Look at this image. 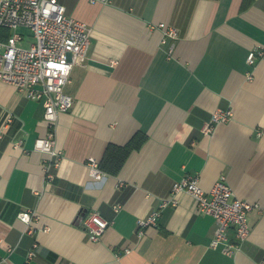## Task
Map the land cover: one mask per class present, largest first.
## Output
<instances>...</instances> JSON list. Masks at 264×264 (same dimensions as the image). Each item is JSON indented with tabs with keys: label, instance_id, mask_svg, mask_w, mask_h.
<instances>
[{
	"label": "crops",
	"instance_id": "0c3cea01",
	"mask_svg": "<svg viewBox=\"0 0 264 264\" xmlns=\"http://www.w3.org/2000/svg\"><path fill=\"white\" fill-rule=\"evenodd\" d=\"M57 2L89 28L88 59L64 87L73 104L56 124L63 156L49 182L46 155L33 151L47 132L42 103L0 82V264H264V57L246 62L264 52V0ZM160 23L176 28L174 41L160 43ZM215 110L231 118L203 135ZM89 159L101 180L88 175ZM186 174L205 191L224 175L237 198L258 205L233 256L209 248L214 221L185 193L136 234V220ZM21 210L38 220L26 227ZM89 212L109 222L96 243L81 226Z\"/></svg>",
	"mask_w": 264,
	"mask_h": 264
},
{
	"label": "built area",
	"instance_id": "2783aa9c",
	"mask_svg": "<svg viewBox=\"0 0 264 264\" xmlns=\"http://www.w3.org/2000/svg\"><path fill=\"white\" fill-rule=\"evenodd\" d=\"M158 28L162 33L161 44L177 38L175 27L160 23ZM89 48V28L66 16L64 7L57 0H0V82L12 86L23 97L42 103L47 132L34 141L33 151L46 155L42 169L47 182L53 179L52 170L58 168L63 156L56 141V124L59 116L68 112L73 104L64 87L69 82L72 67L83 65L88 59ZM172 49L173 43H170L168 54ZM262 57L264 52L251 50L246 62L253 66L255 60ZM230 118L229 110H215L202 127V134H210L215 125ZM11 121L12 115H9L2 129ZM256 135L264 136V130H257ZM15 144L21 146L22 141ZM87 167L88 175L93 179L101 180L104 176L96 160L89 159ZM179 193L193 198L198 212L213 219L214 231L209 248H219L222 254L233 256L249 235L248 214L259 207L237 198L224 175L219 176L208 191L199 186L197 175H184L172 184L170 199L162 200L156 210L136 220V234L142 235L146 228L155 227L160 210L169 204L174 205V197ZM118 209L113 206L115 212ZM16 219L28 227L38 217L33 211L21 210ZM108 225L109 222L96 212L87 213L81 220L91 243L99 241ZM230 229L233 238L228 235ZM47 230V226L41 229L43 232ZM27 232L32 233L31 230ZM36 247L33 243L25 262L35 255ZM127 253L128 250H124V254Z\"/></svg>",
	"mask_w": 264,
	"mask_h": 264
},
{
	"label": "trees",
	"instance_id": "16d2710c",
	"mask_svg": "<svg viewBox=\"0 0 264 264\" xmlns=\"http://www.w3.org/2000/svg\"><path fill=\"white\" fill-rule=\"evenodd\" d=\"M128 146H129L128 148H127V147H125L124 156L126 155V153H128V151H129V149H130V148H132V147H136V145H135V144H133V145L129 144ZM98 166H99V163H98ZM99 169H100V166H99ZM100 170H101V169H100Z\"/></svg>",
	"mask_w": 264,
	"mask_h": 264
}]
</instances>
